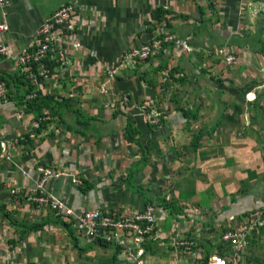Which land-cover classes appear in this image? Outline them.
Returning <instances> with one entry per match:
<instances>
[{"label":"crops","instance_id":"1","mask_svg":"<svg viewBox=\"0 0 264 264\" xmlns=\"http://www.w3.org/2000/svg\"><path fill=\"white\" fill-rule=\"evenodd\" d=\"M0 2V21L8 25L0 45L11 53L37 45L42 22L68 4L75 6L81 45L77 52L51 56L52 75L38 83L0 55V78L9 92L0 99V140H18L8 157L0 152V206L20 225L0 215V264H102L114 252L74 225L72 240L54 223L50 206L32 202L31 190L42 180L39 165L67 173L48 178L44 187L74 214L96 209L128 218L146 205L170 203L156 212L154 236L144 244L145 264H207L211 253L230 264H264V227L249 236L237 258L222 239L264 209V0ZM167 36L192 50L166 44L107 79V95L99 90L107 67ZM222 50L238 62L225 64ZM30 90L53 98L51 113L24 111L20 102ZM142 104L163 112L157 123L143 115ZM43 114L50 118L36 131L32 122ZM129 130L136 141L128 140ZM32 131L28 141L19 138ZM69 173L82 185L72 184ZM50 216L54 221L42 232L16 242L22 224ZM171 236L195 240L200 257L162 245ZM119 259L118 264L129 260Z\"/></svg>","mask_w":264,"mask_h":264},{"label":"built area","instance_id":"2","mask_svg":"<svg viewBox=\"0 0 264 264\" xmlns=\"http://www.w3.org/2000/svg\"><path fill=\"white\" fill-rule=\"evenodd\" d=\"M1 4V2H0ZM75 6L68 4L62 6L56 10L53 14L47 17L43 22L37 33V45L32 48L22 49L19 53L13 54L10 50L0 45V55L6 60L14 61L24 74H32L38 83V78L49 80L51 75L46 67V61L51 56L62 54L63 52H77L81 45L75 34ZM8 31V25L5 21H0V35ZM166 44L180 46L184 51H191V47L185 42L174 40L172 36L164 38H156L141 44L128 51L121 62L113 66L106 68V79L100 85L99 90L104 95L108 94V88L106 81L109 78H114L120 68H135L136 63L139 61H145L149 57L163 51V47ZM227 65H235L238 61L235 56L227 50L219 52ZM8 88L4 80L0 78V99L4 100L8 98ZM37 98V93H31L26 96V100H33ZM144 116L150 122L157 123L161 113L156 109H147L145 106L139 107ZM48 114L43 117L34 119L32 122L33 129H37L40 126L42 120L49 119ZM34 136V131L31 132ZM20 139H24V136H20ZM18 143L17 138L14 140L1 141L0 140V152L4 153L5 157L9 156V149L11 145ZM38 172L41 175V182H38L35 190L32 192V202L38 206H50L53 210H57L67 216H73L74 226L76 231L82 232L89 239H98L105 242H109L115 245H120L124 248L128 259L134 264H145L144 248L143 244L149 236H152L156 227V212L151 205L146 206L141 212H138L133 217L118 218L112 215H106L99 210H85L81 213L74 214V212L67 207V204L59 197H55L48 193L44 187V183L48 178L59 177L67 175L63 170L55 171L52 168H47L43 165L37 167ZM71 182L75 185H82V181L79 180L74 174H70ZM19 191L13 189L10 191L12 195H17ZM34 193V194H33ZM31 195V196H32ZM251 216L254 218L253 223L250 226L242 224L235 230L227 231L223 234L222 239L228 242L233 250V257L237 258L238 253L246 244V236L253 230L259 232L264 227V210L257 209ZM263 219V220H262ZM162 245H167L174 249L186 250L191 258L197 259L200 257V250L196 247V242L193 240H181L176 236H171ZM196 251H195V250ZM214 254V255H213ZM207 258L209 264H227L226 259L213 253Z\"/></svg>","mask_w":264,"mask_h":264},{"label":"trees","instance_id":"3","mask_svg":"<svg viewBox=\"0 0 264 264\" xmlns=\"http://www.w3.org/2000/svg\"><path fill=\"white\" fill-rule=\"evenodd\" d=\"M48 61H49V59H48ZM48 61H46V67L48 68V70H49V72H50V75H52L51 74V64L50 63H48ZM54 66H55V64H53ZM170 74V73H169ZM173 74V73H172ZM172 74H170V77H171V75ZM2 79V78H1ZM29 94H31V90L28 92V94H26L25 96H24V98H23V100H24V102H20L23 106H24V111L25 112H28V113H33V112H35V111H37V110H40L41 108H46V109H49L50 110V113H51V111L53 110V106H51L50 105V100H52L53 98H50V97H42V95L41 94H39V93H37V98L36 99H33V100H26V96H28ZM141 106V105H140ZM142 106H145V107H147V109L149 110V106H148V104H142ZM152 109V108H151ZM150 109V110H151ZM149 110V111H150ZM159 111V110H158ZM160 113H161V116H163V112H161V111H159ZM195 113L196 112H185L184 111V114H185V116L186 117H196L195 116ZM43 115H47V114H43ZM43 115H41V116H39V117H37L36 119H38V118H41V117H43ZM49 116V115H48ZM48 120V119H47ZM47 120H45V121H47ZM44 123V120H42L41 122H40V126L37 128L38 130H36V131H39V128L42 126V124ZM133 130V129H132ZM132 130H129V133H128V135H127V137H128V140L129 141H136L135 140V135H134V130L132 131ZM30 132H29V134H26V135H24V141H28L30 138H31V136H30ZM26 138H28V139H26ZM198 139V138H197ZM197 139H196V143H197ZM22 140V141H23ZM163 203H162V205H155V204H149V205H151V206H153L154 207V209H155V211H157V210H159V207H164V208H166V207H168L169 205H170V203H168V202H166L165 201V199H163ZM34 203V202H33ZM34 204H36V203H34ZM37 205V204H36ZM146 206H148V205H146ZM51 208V207H50ZM52 209V208H51ZM2 210H4V206H0V215H1V217H4L6 220H8V222L10 223V225H12V226H15V227H17V229L20 227V225L19 224H15V223H12V221L9 219V218H7V216H6V214L4 213V212H2ZM53 210V209H52ZM54 211V213H53V215L52 216H54L55 217V221H54V219H51V217L52 216H50L49 217V220L48 221H46V219L42 222V223H39V224H31V225H29V224H22L21 225V229H20V234H18V239H17V241L16 242H20V241H22V240H24V239H26L29 235H30V233H33V232H35V233H37V232H42V230L45 228V226H46V224H48L50 221H54V223L55 224H57V225H60V226H62L66 231H67V234L69 233V236L71 237V239L72 240H76V237L74 236V234H73V230H72V226L74 225V222H73V220L71 219V218H69V219H67L61 212H59V211H57V210H53ZM254 212V211H253ZM252 212V213H253ZM251 213V214H252ZM251 214H250V218H249V221H247V222H245V225H247V226H250L252 223H253V221H254V218L251 216ZM64 216V217H63ZM69 220V221H68ZM263 220V219H262ZM156 230V227H155V229H154V231ZM229 231V230H228ZM254 232H258V231H256V230H253L251 233H248L249 235L248 236H246V244L245 245H248V238H249V236L251 235V234H253ZM77 233H79V234H83L82 232H79V231H77ZM152 236H154V234L152 235ZM223 236V235H222ZM151 236H149L148 238H150ZM147 238V239H148ZM147 239H146V241H147ZM168 239V238H167ZM163 240V239H162ZM93 241L95 242V244L97 245V246H99V247H103V248H105V249H109V248H111V249H113L114 250V252H113V254H112V256H111V258H109L108 260H105V261H103L102 262V264H118L119 262H120V256L121 255H126V253H125V251H124V248L122 247V246H120V245H115V244H112V243H109V242H105V241H102V240H98V239H96V238H94L93 239ZM146 241L144 242V244L146 243ZM167 241V240H166ZM195 241V240H194ZM228 243V242H227ZM144 244H143V248H144ZM196 245H197V243H196ZM197 247H200V246H198L197 245ZM245 247V246H244ZM243 247V248H244ZM243 248L241 249V251L243 250ZM77 250L79 251V252H81V249L80 248H77ZM240 251V252H241ZM239 252V253H240ZM239 253H238V255H239ZM225 259H226V262H227V264H230V261H229V259L226 257V256H223ZM234 258V257H233ZM198 259V258H197ZM126 263L127 264H134L132 261H130V260H126ZM206 263L207 264H209L208 263V260H206ZM232 264V263H231Z\"/></svg>","mask_w":264,"mask_h":264},{"label":"rangeland","instance_id":"4","mask_svg":"<svg viewBox=\"0 0 264 264\" xmlns=\"http://www.w3.org/2000/svg\"><path fill=\"white\" fill-rule=\"evenodd\" d=\"M263 210H264V209H263ZM259 232H260V230H259ZM212 254H213V253H211V254L208 256V259L211 258L210 256H211ZM213 255H214V254H213Z\"/></svg>","mask_w":264,"mask_h":264}]
</instances>
